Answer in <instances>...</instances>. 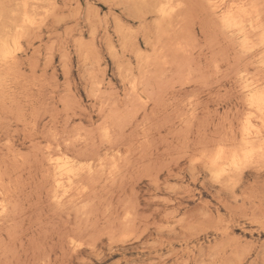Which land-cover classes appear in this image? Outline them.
<instances>
[{"label":"rangeland","instance_id":"1","mask_svg":"<svg viewBox=\"0 0 264 264\" xmlns=\"http://www.w3.org/2000/svg\"><path fill=\"white\" fill-rule=\"evenodd\" d=\"M24 1L36 23L0 63V264H264V158L220 179L206 161L239 144L264 47L211 0H0V34ZM49 148L104 158L66 204Z\"/></svg>","mask_w":264,"mask_h":264},{"label":"bare ground","instance_id":"2","mask_svg":"<svg viewBox=\"0 0 264 264\" xmlns=\"http://www.w3.org/2000/svg\"><path fill=\"white\" fill-rule=\"evenodd\" d=\"M211 2H212V5L216 8V10H218L222 14L220 16V20H222V22H223L222 25L228 30L227 32L230 31L229 33H231L233 35L235 34L234 36H237L236 39L238 38L240 41V42H238V44L241 43V45L244 47L245 50H252V51L254 50V52H256L255 50H258L257 49L258 47H264V23H263L262 16H261L260 11H259V9H260L258 7L259 4H257V3L254 4V3H252L253 1L251 2L250 0H235V1L233 0V2H230L228 0H211ZM22 3H23V1H22ZM27 4H28L27 1H24V4H22V5H24V8L23 7H19V8L25 9ZM164 4H170V1H169V3L164 2ZM175 6L176 5L173 6V4H171L168 7H166V6L159 7L160 8L159 14L164 15V17H166L165 14L171 15L172 14L171 11H173ZM51 8H52V6H51ZM1 10H3V7ZM3 11L5 12V9ZM18 11H21V10L19 9ZM23 11L24 12L21 11L22 15L19 13L21 15L20 20L14 19L12 30L8 28L9 32L10 31H13V32L0 34V63H2L4 65L5 64L7 65L8 63H12L11 61L14 58H16L17 55L15 56L14 52H17V49L21 48L20 47L21 41H23L22 38L26 34V28L29 27L30 25H33L34 23H36L34 15L30 14L26 9ZM12 13L14 14V16H16L18 14L16 12H12ZM156 13H157V11H156ZM162 15H161V17H162ZM16 17H18V16H16ZM0 19H3V12H0ZM3 29H5V28H3ZM250 31H253L254 34L256 33L258 35V38L253 39V37H251L252 33H249ZM250 34H251V36H250ZM242 46H240V47H242ZM22 49L23 48H21V50ZM263 53H264V50H263ZM263 55H261V56L263 57ZM259 63L261 65H264V59L260 58V60L258 61V64ZM7 71H5V72H7ZM12 72H13V70H12ZM249 73H248V71L247 72L245 71L241 74V77L244 79V85L243 86H244L246 97H247L246 102H247L248 108H246V109L249 110V113H247V116L245 117V123L242 126L243 129H242V132L240 135L241 137L239 139V144L238 145L234 144V146L228 147L227 146L228 144L224 145L225 143H222V144L218 145L216 149L214 148L215 151L213 153L211 152L210 155L208 154L209 155L207 157L208 160H206L210 164V169H211L210 171H212L215 174V176L219 179L225 175H229L230 173L240 169L243 165H246L247 163L255 162V161H258V159L264 158V84L260 81L259 77L257 79H255V78H253L254 76L250 77ZM63 143H64V141H63ZM67 152H65L63 150H54V149L49 148L47 151V155H46L47 157L44 155L46 157V162H47L46 165L49 167L48 169H50L49 172L51 171L50 174L47 176L49 177V179H51L53 188H52V190L49 188V190L52 191L53 201L60 203V204L61 203L66 204V201L68 202L69 198L71 197V195L73 193V190L76 188L77 183H78V181H79V179H80V177L84 171H87L88 173L91 174V173L95 172L96 166H104V162H103L104 160H102L104 158L99 159V161H98V159H97V161H95V160H93V158H92L93 156H92L91 157L92 160L91 161L89 160L90 162L81 163V162H78L75 159V157L73 158V156H71ZM97 156H99V155H97ZM34 159H36V158H34ZM107 162L109 163L110 161H107ZM117 164L116 163L112 164L111 167L113 168V170L117 169L118 166L120 168V165L119 164L117 165ZM113 170H111V171H113ZM87 172H86V174H87ZM0 173H1V171H0ZM115 173H117V172H115ZM2 176H4V175L0 174L1 179H3ZM84 176H85V174H84ZM94 179H92V181H94ZM14 180L16 181V179H14ZM111 180H113V179L111 178ZM0 182H2V181H0ZM81 183H83V182H81ZM0 184H1V186H0V215H4L6 212H8V208H9L8 202L10 201V199L8 200V197H7V199L5 198L6 194H4V192H5V190H6V192H8L7 187L10 185H8L7 187L5 186L6 188L2 189L4 184H2V183H0ZM87 188H88V186H87ZM87 188H86V186H83V187H81V191H85ZM3 190H4V192H3ZM74 194H76V193H74ZM13 204L16 205L15 203H13ZM12 211H13V209H12Z\"/></svg>","mask_w":264,"mask_h":264}]
</instances>
